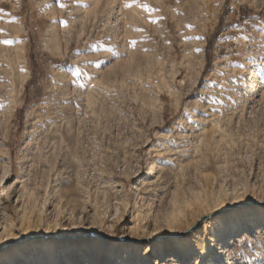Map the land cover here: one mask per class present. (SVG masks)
Instances as JSON below:
<instances>
[{
    "label": "rangeland",
    "instance_id": "1",
    "mask_svg": "<svg viewBox=\"0 0 264 264\" xmlns=\"http://www.w3.org/2000/svg\"><path fill=\"white\" fill-rule=\"evenodd\" d=\"M0 30V264H264V0H0Z\"/></svg>",
    "mask_w": 264,
    "mask_h": 264
},
{
    "label": "snow or ice",
    "instance_id": "2",
    "mask_svg": "<svg viewBox=\"0 0 264 264\" xmlns=\"http://www.w3.org/2000/svg\"><path fill=\"white\" fill-rule=\"evenodd\" d=\"M60 6L64 7L63 4H61ZM145 7H147V6L145 5ZM0 31H2V30H0ZM4 43L5 44H10L12 42L10 40H6V41H4ZM131 43L134 45L136 42L132 41ZM112 59H115V57H112ZM239 67L243 69V68H245V64H240ZM80 74H81L80 70L77 68L74 71V75L75 76H79ZM236 79H241L242 80L243 77H238ZM170 146H174V145H170ZM259 207L264 208V204L259 205ZM247 208H248L247 203L237 204V207H236V209H234V211H239V212L243 213ZM148 243L150 244V243H152V241L149 240ZM169 243H171L176 248H186V247H188V244L185 241V238L182 237V236L170 237L169 238ZM192 247H194V245H192ZM141 252L143 253V249H141ZM144 255H145V257H150V256H152V251L149 250L147 253H144ZM154 259H161V257L157 256V257H154ZM163 259L167 260L168 264H172L173 260L176 261V264H182V262L179 260L178 257L175 256L174 253H169V255L164 257ZM192 260H195V256L192 257ZM149 264H151V262H149ZM189 264H191V262H189Z\"/></svg>",
    "mask_w": 264,
    "mask_h": 264
},
{
    "label": "bare ground",
    "instance_id": "3",
    "mask_svg": "<svg viewBox=\"0 0 264 264\" xmlns=\"http://www.w3.org/2000/svg\"><path fill=\"white\" fill-rule=\"evenodd\" d=\"M120 16V15H119ZM194 57H195V55H194ZM197 60V59H196ZM195 60V61H196ZM62 142V141H61ZM24 187V186H23ZM29 189V188H28ZM28 189H26V188H23L22 189V191L20 192L21 194H20V196L18 197L19 198V200H18V203H22V205H21V209L22 208H24V207H26V205L27 204H29V202L31 203L32 201H30V200H33V199H31L32 198V195H30V194H28V192H27V190ZM31 192V191H30ZM29 192V193H30ZM20 201V202H19ZM33 203V202H32ZM26 209V208H25ZM23 210V209H22ZM233 220V217H232V215H226V216H223V217H218V218H216L215 219V222H216V224H217V228H218V235H221V234H224V229L223 228H225V225H226V223H230L231 221ZM247 222H252L253 221V219L252 218H249L248 220H246ZM244 226V220H242V219H240V220H237L236 222H235V224L233 225V226H231V229H233V230H240L242 227ZM226 227H229V225H226ZM8 240V239H7ZM64 244H67V243H64ZM88 246H92V245H88ZM53 246L52 245H49V246H45V247H42L43 249V251H45V253L46 254H53V248H52ZM177 249H182V248H177ZM1 257L2 256H4V254H2V255H0ZM7 258V257H6ZM10 259H12V257L10 258ZM9 258H7V260H10Z\"/></svg>",
    "mask_w": 264,
    "mask_h": 264
}]
</instances>
